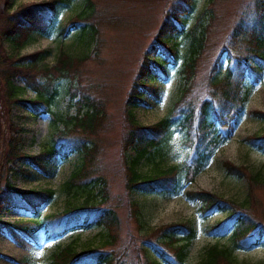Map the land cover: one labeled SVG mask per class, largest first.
Returning <instances> with one entry per match:
<instances>
[{
    "label": "trees",
    "instance_id": "trees-1",
    "mask_svg": "<svg viewBox=\"0 0 264 264\" xmlns=\"http://www.w3.org/2000/svg\"><path fill=\"white\" fill-rule=\"evenodd\" d=\"M86 1V11L77 17L84 19L79 38L88 45L98 38L100 30L99 23L92 21L96 13L94 1ZM217 1L209 0L211 5ZM71 2L22 3L15 9L11 0H6L5 6L0 7V225L5 224L4 213L18 206L32 216L9 225L26 235L43 230L51 239L79 229H101L95 239L82 246L78 245L80 237L58 246L48 264H187L196 228L186 221L151 230L146 226L140 204L132 196L135 193L181 194L231 139L233 126L242 120L255 85L264 75V0L246 3L233 30L219 45L213 43L218 53L211 54L210 67L202 78H198L199 62L210 53L209 34L216 20L215 8L203 10L189 29L186 25L198 5L197 0H172L165 8L164 19L154 42L142 56L124 104L120 158L128 215L145 233L140 240L130 232L121 238L122 219L118 205H114L118 203L112 202L110 182L98 166L102 152L100 132L108 118L107 105L103 99L92 96V88L82 84V76L71 74L77 62L89 56L76 62L77 58L62 50L54 66L42 69L39 67L42 51L25 57L19 54L35 34H45L61 9ZM78 25L72 21L63 31ZM181 34L186 35L188 43L178 72L181 85L177 96L161 120L143 125L137 118V109L148 97L160 98V83L168 80L170 67L177 64L176 38ZM225 53L227 67L223 72L217 71ZM5 64L10 67L6 68ZM56 70L78 83L77 89L71 92L72 98L77 99L71 104L76 108L75 114L64 115L52 110L57 90L52 89L51 72ZM39 71H43L45 82L35 81ZM18 76L25 79L24 86L17 84ZM28 89L35 92V97H25ZM15 104L29 109L35 118L43 113L52 114L51 140L36 155L22 151L25 130L14 123L12 116L8 119V131L4 128L5 111L10 115ZM254 115L264 118V111L256 110ZM173 133L183 136L189 154L181 164L164 167L161 166L165 159L164 144ZM246 141L264 153V134L251 135ZM73 153H79V161L59 188L39 187L25 193L16 189L10 180L12 165L19 160L27 159L41 173L48 174L58 166L55 162L66 160ZM143 163L155 166L151 172H143ZM224 166L229 175L247 178L248 192L243 200L227 199L207 190L186 191L187 197L200 200L203 216L209 217L217 211L226 214L211 226L209 233L217 241L205 247L199 264H249L241 261L238 252L264 247V218L257 214L259 203L255 196L256 189L264 188V174L248 172L245 167L227 160ZM57 193L66 196L63 210L41 219L40 207L54 200Z\"/></svg>",
    "mask_w": 264,
    "mask_h": 264
},
{
    "label": "rangeland",
    "instance_id": "rangeland-1",
    "mask_svg": "<svg viewBox=\"0 0 264 264\" xmlns=\"http://www.w3.org/2000/svg\"><path fill=\"white\" fill-rule=\"evenodd\" d=\"M43 1L47 0H11L15 9L22 3ZM93 1L96 13L92 21L99 23L100 33L98 38L90 44L87 45L79 38L84 19L77 17L78 14L86 11L87 1L72 0L68 7L61 9L48 31L45 34H35L19 50V54L25 57L33 52L42 51V60L39 63L42 69L54 66L62 50L77 58L76 62L78 58L89 56L77 62L76 69L71 74L82 76V84L91 86L92 96L103 99L107 105L108 118L104 125L105 128L100 132L102 152L99 155L98 166L110 182L109 195L112 202L118 203L114 205H118L122 219L121 238H126L130 232L137 236V240H140L145 233L138 229L133 219L129 218L124 172L120 158L121 137L125 123L124 104L132 81L138 72L142 56L154 42L157 30L164 19V10L172 0ZM197 2L196 9L188 18L187 29L197 21L201 12L207 7L215 8L216 15L209 34L210 56L208 55L199 62L198 78H202L210 67L211 54L218 53L213 43L217 42L216 44L219 45L228 36L241 19L244 5L253 3L254 0H218L215 5H211L209 0H197ZM5 4L6 0H0V7H4ZM72 21L79 25L70 27L69 31L64 32L63 29ZM176 39L179 46L177 64L175 67H170L168 80L160 83V98L153 100L148 97L145 103L137 109V118L143 125H151L161 120L168 113L177 96L181 85L178 72L184 63L188 38L185 34H181ZM5 46L10 53H13L6 41ZM227 59L228 55L225 53L220 58L217 71H225L228 64ZM5 67L9 68L10 64H5ZM51 73H53L51 74L52 89L57 90L52 110L64 115L75 114L76 108L71 104L77 99L72 98L71 92L77 89L78 83L76 80L72 81L69 76H61L57 70ZM35 81L39 83L46 81L43 71L36 74ZM25 83L23 76L17 77L18 85L24 86ZM255 86L242 120L238 125L233 126L231 139L219 148L210 163L195 178L194 182L185 187L181 194L135 193L132 196L140 204L146 226L151 230L186 221L196 228L197 235L191 245L187 264H199L205 247L217 241L209 230L212 225L223 220L226 214L217 211L209 217L203 216L200 211V200L187 197L186 191L207 190L227 199L243 200L248 192L247 178L229 175L224 166L226 160L245 167L248 172L260 171L264 174V153L251 147L246 141L251 135L264 134V118L254 115L256 110L264 111V75ZM35 95L34 91L28 89L25 97L33 98ZM51 115L43 113L35 118L29 109L21 104H15L11 107L10 115L7 111H5V117L2 115V122L8 131V119L12 116L14 123L24 128L21 149L27 155L33 156L41 151L44 143L51 140V134L54 132L50 126ZM163 151L165 159L161 162V166L164 167L181 164L189 154V149L180 133H173L166 140ZM79 157V153H73L68 159L55 162L58 166L50 169L48 174L41 173L27 159H22L12 165L13 172L9 177L14 187L25 193L39 187L59 188L69 178ZM154 166L153 163H143L141 170L149 173ZM22 169L28 171H22ZM255 196L259 203L257 214L264 218V188L256 189ZM65 202L66 196L57 193L54 200L40 207L41 219L49 214L62 211ZM31 216V212H26L18 206H14L2 216V221L6 225H0V264H48L52 253L58 246L67 245L78 237H80L78 245L82 246L95 239L101 231L100 228L79 229L76 232L48 240L43 230L26 235L9 225ZM238 255L241 261L245 260L249 264L264 263V247H258L249 252L240 251Z\"/></svg>",
    "mask_w": 264,
    "mask_h": 264
}]
</instances>
